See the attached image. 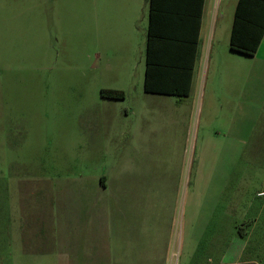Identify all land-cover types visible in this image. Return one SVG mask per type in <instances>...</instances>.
Segmentation results:
<instances>
[{"label": "rangeland", "instance_id": "374dc122", "mask_svg": "<svg viewBox=\"0 0 264 264\" xmlns=\"http://www.w3.org/2000/svg\"><path fill=\"white\" fill-rule=\"evenodd\" d=\"M236 3L207 0L180 102L144 91L149 0H0V264H29L19 182L97 174L136 179L167 264H264V52L229 49Z\"/></svg>", "mask_w": 264, "mask_h": 264}, {"label": "crops", "instance_id": "0c3cea01", "mask_svg": "<svg viewBox=\"0 0 264 264\" xmlns=\"http://www.w3.org/2000/svg\"><path fill=\"white\" fill-rule=\"evenodd\" d=\"M213 17L214 12H207L205 0L198 54L206 22L209 24L207 50L210 56L214 51L216 15ZM220 49L221 46L216 51ZM260 50L264 52V39L257 54ZM196 64L197 59L195 67ZM25 183H18L22 210L19 234L22 235V256L29 264H40V258L41 264L44 261L50 264H167L165 230L160 225L153 230L146 214L149 203L144 199L135 201V178L129 175L99 178L97 174L30 182L27 187ZM1 207L0 204V220L4 217ZM49 221H52L53 233L48 242L54 241V250L34 252L35 245L43 241L40 236L45 232L43 224Z\"/></svg>", "mask_w": 264, "mask_h": 264}, {"label": "trees", "instance_id": "16d2710c", "mask_svg": "<svg viewBox=\"0 0 264 264\" xmlns=\"http://www.w3.org/2000/svg\"><path fill=\"white\" fill-rule=\"evenodd\" d=\"M205 0H149L144 91L148 94L189 96L198 54ZM264 39V0H238L230 50L255 56ZM106 99L125 93L102 90Z\"/></svg>", "mask_w": 264, "mask_h": 264}, {"label": "built area", "instance_id": "2783aa9c", "mask_svg": "<svg viewBox=\"0 0 264 264\" xmlns=\"http://www.w3.org/2000/svg\"><path fill=\"white\" fill-rule=\"evenodd\" d=\"M258 197H264V191H262V192H260L259 194H258Z\"/></svg>", "mask_w": 264, "mask_h": 264}]
</instances>
